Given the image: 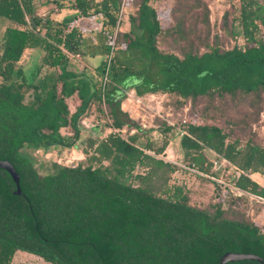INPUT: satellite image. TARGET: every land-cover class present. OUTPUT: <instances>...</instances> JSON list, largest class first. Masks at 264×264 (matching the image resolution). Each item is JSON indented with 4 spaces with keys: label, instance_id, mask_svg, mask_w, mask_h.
Masks as SVG:
<instances>
[{
    "label": "trees",
    "instance_id": "16d2710c",
    "mask_svg": "<svg viewBox=\"0 0 264 264\" xmlns=\"http://www.w3.org/2000/svg\"><path fill=\"white\" fill-rule=\"evenodd\" d=\"M155 1L140 0L128 31L119 30L125 0L52 1L84 17L101 15L94 41L75 25L42 16L37 0H0V159L14 164L22 190L16 194L11 174L0 168V264H12L18 250L50 264H220L230 251L264 259V232L245 212L194 205L186 184L173 182L184 172L220 186L211 180L220 178L208 155L214 153L236 168V188L264 198V186L251 177L264 173V143L244 141L235 130L245 133L243 124L254 123L263 111L264 2L239 0L243 35L251 46L206 42L201 51L194 37L201 39L199 24L210 27L208 6L176 0V23L164 29ZM196 9L201 13L194 16ZM169 33L184 43L182 54L160 47ZM30 48L42 52V62L24 70L19 63ZM78 55L101 57L98 78L70 69ZM45 67L51 70L43 74ZM129 89L193 101L231 97L247 105L240 118L227 120L230 130L207 122L218 118L219 107L205 115L206 122L188 123L181 163L158 156L170 143L167 135L161 145L144 141L138 126L128 136L115 130L101 138L91 135L83 149L86 163L55 164L41 173L26 149L77 147L87 130L81 118L93 102L102 111L107 106L115 129L137 126L118 115ZM76 95L81 103L72 111L69 99ZM249 199L242 193L234 201Z\"/></svg>",
    "mask_w": 264,
    "mask_h": 264
},
{
    "label": "rangeland",
    "instance_id": "374dc122",
    "mask_svg": "<svg viewBox=\"0 0 264 264\" xmlns=\"http://www.w3.org/2000/svg\"><path fill=\"white\" fill-rule=\"evenodd\" d=\"M53 0H37L39 13L42 16L52 15L57 18L59 14L61 20L77 26L82 34L91 40H97V33L102 28L103 17L101 15L93 17L81 16L77 21V15H73V11L69 8H60L52 2ZM264 2V0H262ZM140 0H125L122 10L121 25L119 30L128 31L132 25L130 22L131 14L137 11ZM208 6L210 13V27L208 29L201 23L198 26V32L201 39L194 37L200 50H204L206 42L210 44H219L222 48H232L235 45L245 49L251 46L243 35L242 24L240 19L241 5L239 0H202ZM176 0H159L152 3L157 10L159 19L164 29L174 27L176 23L174 9L177 6ZM201 13V9H196L194 16ZM77 21V23H76ZM192 21L188 19V24ZM3 26H0V32ZM176 35L169 33L160 38V47L165 51H172L178 54L183 53L184 43L175 40ZM200 41L203 42L200 44ZM101 57L95 58L91 56H76L72 58L70 69L77 72L86 71L89 76L98 78L97 66L100 64ZM38 62H42V52L36 49H27L22 58L20 67L27 70L35 66ZM51 70L44 68L43 74ZM1 82V78H0ZM81 103L78 95L69 99L70 108L75 111ZM246 101L237 102L231 97L216 98L213 102L208 97H202L197 101L190 98H182L169 93H145L138 95L135 89H129L118 115L126 122H135L137 126H125L122 130L115 129L112 126L113 119L106 105L103 106L104 111L97 108L96 103H92L87 112L82 116L81 122L87 130L83 131L81 138L77 141V147H55V148H39L26 149V152L33 156L38 164L42 174L50 173L54 169L55 164L73 165L80 162L86 163V156L83 149L89 136L104 137L111 131H121L123 135L128 136L134 132H138V126L143 128V140H152L161 145L163 138L167 135L170 143L163 154L167 160L181 163L183 160V150L181 148L182 132L188 123L206 122V114H212L217 107L216 119L207 122H213L221 125L226 130H230L231 126L227 120L231 118H240L246 111ZM215 108V109H214ZM250 125L246 126V132L241 133L240 127L235 128L239 137L244 141L253 139L256 142L264 143V106L260 114V118ZM170 129H167V128ZM243 128V127H242ZM63 133L68 134L70 129H62ZM253 134H257L254 137ZM235 136V137H237ZM151 153H154L153 151ZM209 157L216 162L215 170L219 173L220 178H214L220 183V186L214 184L213 181H205L197 178L190 173L178 172L174 175L173 182L186 184L190 195V202L197 206L207 207L216 210L218 207L231 208L245 212L246 216L259 225L264 232V200L258 199L249 194V200L234 201L236 196L243 192L238 190L233 184L236 176V168L226 160L218 158L214 153H208ZM110 163L107 162L106 165ZM260 177H264V173L260 172ZM248 194V193H246ZM230 210V209H229ZM230 214V213H229ZM240 216L241 214L238 213ZM12 264H50L42 257L23 250H18L14 256Z\"/></svg>",
    "mask_w": 264,
    "mask_h": 264
},
{
    "label": "water",
    "instance_id": "95a60500",
    "mask_svg": "<svg viewBox=\"0 0 264 264\" xmlns=\"http://www.w3.org/2000/svg\"><path fill=\"white\" fill-rule=\"evenodd\" d=\"M0 168L5 169L6 171H8L12 178L14 179L15 183H16V194H22V190L20 187V174L18 173L16 167L14 166L13 163H11L9 160H3L0 159ZM239 189V188H238ZM241 192L243 193H247L246 191H243L241 189H239ZM255 196V195H252ZM244 259H252V260H258L260 262H264V259L262 257H260L257 254H253V253H240V252H227L223 255V257L221 258L220 264H226L228 262H234V261H239V260H244Z\"/></svg>",
    "mask_w": 264,
    "mask_h": 264
},
{
    "label": "crops",
    "instance_id": "0c3cea01",
    "mask_svg": "<svg viewBox=\"0 0 264 264\" xmlns=\"http://www.w3.org/2000/svg\"><path fill=\"white\" fill-rule=\"evenodd\" d=\"M71 11H73L72 13H73V15L75 16V15H77V21H80V20H82L81 19V15H80V13H79V11L78 10H75V9H71ZM60 15L58 14L57 15V18H55L56 20H59V21H63V20H61V18L59 17ZM77 21H76V23H77ZM73 26V25H72ZM98 56V55H97ZM97 56H95V57H97ZM80 57V56H79ZM92 58H95L94 56H91ZM260 172H255V173H253V174H251V177L254 179V180H256L257 182H259L261 185H263L264 186V177H260ZM248 193V192H247ZM248 194H250V193H248ZM250 195H252V194H250ZM256 196V195H255Z\"/></svg>",
    "mask_w": 264,
    "mask_h": 264
},
{
    "label": "built area",
    "instance_id": "2783aa9c",
    "mask_svg": "<svg viewBox=\"0 0 264 264\" xmlns=\"http://www.w3.org/2000/svg\"><path fill=\"white\" fill-rule=\"evenodd\" d=\"M80 55H78V57H79ZM238 189V188H237ZM239 190V189H238ZM255 197H257L258 199H261V200H264V198H262V197H259V196H255Z\"/></svg>",
    "mask_w": 264,
    "mask_h": 264
}]
</instances>
